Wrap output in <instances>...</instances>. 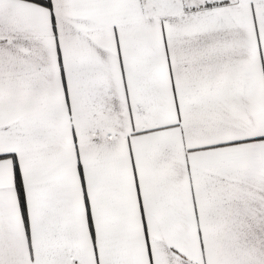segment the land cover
Returning <instances> with one entry per match:
<instances>
[{
    "label": "snow or ice",
    "instance_id": "1",
    "mask_svg": "<svg viewBox=\"0 0 264 264\" xmlns=\"http://www.w3.org/2000/svg\"><path fill=\"white\" fill-rule=\"evenodd\" d=\"M0 264H264V0H0Z\"/></svg>",
    "mask_w": 264,
    "mask_h": 264
}]
</instances>
